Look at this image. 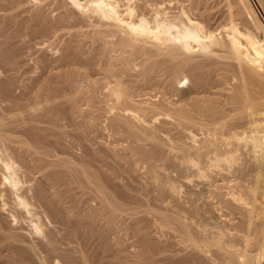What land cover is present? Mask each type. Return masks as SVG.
<instances>
[{"label":"bare ground","instance_id":"1","mask_svg":"<svg viewBox=\"0 0 264 264\" xmlns=\"http://www.w3.org/2000/svg\"><path fill=\"white\" fill-rule=\"evenodd\" d=\"M7 1L0 0V13L5 14H0L2 70L5 68L11 72L10 69L15 70L16 65L19 66L20 62L16 63V58L19 57L10 51L15 49L17 52L12 43L25 32L27 35L30 33L40 38L43 35H45L43 38H48L52 34L56 39L57 37L60 39V36L68 38L65 40L64 56L61 57L59 65L51 67L53 64L51 65L50 61H46L48 63L43 61L44 66L50 62V66L47 65L45 70L43 69L48 75L43 76L45 79L40 75L39 78L34 77L31 85H25V91H22V94L24 92L26 95L23 96L27 98L25 103L18 102L22 96L17 94L19 98L17 97V103L14 101L13 108L20 112L21 118H18L19 115L14 121L19 119L24 121V125L18 126L21 124V122L18 124V121L15 127L20 129L16 132L20 136L14 135L16 129L11 132L10 123L8 120L5 121L9 115L6 114L7 118L1 117L2 114L0 116V240L3 237L6 240L5 246L0 249L7 251L0 261L4 259L3 264H78L76 261L79 260L75 261V257L69 255L71 250L66 253L67 251L59 248L68 241L66 239L72 237V240L69 239L72 244L75 239L74 242L83 247L94 239L92 235L96 232L97 235L106 237L109 231L114 230L113 233H116L118 229L116 227L121 229L122 226L117 225L120 222L119 225H122L123 222L118 220V216L125 208L129 211L127 212L130 217L135 214H142L141 216L145 217L155 210L151 208L154 205H151L153 201L146 198L149 194L146 186L145 192L143 188L136 192L130 187L134 191L129 189L134 193L131 194L127 192L128 190H123L126 186L122 188L124 192L117 191L114 188L118 185L111 181L113 186L116 185L111 191L110 182L107 187L105 184L108 183H103L97 173H93L88 165L81 163L85 160L76 159L80 162L76 160L73 162V157L71 160H65L67 156L65 159L54 158L56 162L51 159L56 157L53 147L58 142L51 138L54 134L46 135L49 129L43 126L42 130V124L48 123V128L53 126L49 131L55 132L57 137L58 131L67 137L66 127L61 128L63 124H60V119H68L72 124L70 126L68 123L69 127L73 128L74 125L78 129L79 135L74 134L84 136L89 133H85L88 128L83 130L81 126L86 125L87 121L80 125L79 118V121L85 117L93 119L92 121L95 120L96 123L91 121L90 124L97 125L98 118L106 117L107 120L104 122H109L110 130L122 133L121 138L126 134L128 142L132 140L133 144L129 143L126 148L129 154L135 151L136 155L139 150L140 154L143 153L145 156L144 159L149 157L164 162V165H171L172 169L176 170L175 182L179 184L177 191L173 189V193L176 191V194L173 197L174 205L169 210L171 212L164 213L167 208L169 209L166 206V209L160 208L163 213H155L158 215L160 227L163 226L164 230L165 228L173 230L171 232L178 242L174 239L175 244L162 242L157 243L159 246L156 245L149 235L150 232H143L144 227L141 228L143 225L146 226L147 220L150 223L149 219L147 217V220L142 219L145 222L140 226L141 218H133L134 223H130L133 229L131 231L137 239V244L142 247L138 253L134 251L135 258L137 257L134 260L135 264H147L152 258L155 259L151 253L154 245L158 246L154 251L161 252L160 259L153 260L157 264L159 261L160 264H264V24L250 0H225L228 11L224 16H217L218 13L212 12L214 9H210L207 0H50L52 2L50 5L54 1L56 6L53 10L56 8L65 11L49 21L46 17L48 15L44 14L46 11H43L45 6L42 8L39 4L31 11L34 16L29 13L30 18L27 17V22L23 20L25 17L20 19L22 22L18 19L19 16H16L18 20H15L14 13L10 11L13 4L11 6L8 1V5L11 6L8 8ZM173 1L175 5L172 7ZM260 1L264 6V0ZM68 5L71 8H67ZM7 8L10 9L11 16L9 12L5 13ZM28 22L33 24L28 25ZM29 29L33 34L27 31ZM85 45H89V51L84 50ZM72 52L77 61H80L81 66L78 68L75 57H71ZM198 57L202 60L197 59ZM72 65L76 67L73 68ZM58 68L63 70L53 71ZM8 84L7 87L10 85ZM7 89L0 90L1 104L3 99H6L5 104L11 103L8 99L11 95L12 102L15 100L14 93ZM24 97L20 100H25ZM81 102L84 103V108L81 107L83 104ZM6 106L1 107H4V110ZM10 108L8 106L6 110ZM13 108L12 111H15ZM43 112L48 115L45 117ZM15 114L18 115L17 112ZM10 115L12 118L9 121L15 123L16 121L12 120L15 116L11 113ZM62 122L66 124V121ZM4 125H7L6 127L9 125L10 130L7 128V131L15 137L6 134L8 132ZM45 128L47 132H44ZM64 131L66 132L63 133ZM162 134L173 136L170 146L176 151L174 154L172 153L174 151H170L172 153H169L170 155L167 154L168 144L164 143ZM48 137L55 140V144ZM184 138L186 141L191 139L192 143L186 144ZM61 140L63 139L59 141ZM143 143L148 144L144 146V150ZM58 146L62 147L63 153L68 148L62 143ZM146 146L149 148L145 149ZM129 148L132 150L129 151ZM62 150L55 151L59 154ZM81 154L84 155L85 152ZM138 154L137 160L143 157L142 154L140 157ZM98 155L90 156L97 158L100 156ZM100 157L103 158L102 155ZM95 158L93 160H96ZM108 160L105 159L104 163L98 161L105 164ZM94 166L95 164L92 167ZM118 169L112 167L111 170L117 172ZM64 175L67 178L71 177L73 180L70 179L69 182H73L67 183V178L63 179ZM108 175L112 176L109 172ZM153 176L152 179L157 178ZM118 177L119 175L117 177L115 175V178ZM79 186L87 187L88 191L83 192L90 196L87 197V193H84L86 196L81 195L83 192L78 190L83 188ZM114 190L128 198L130 202L124 200L127 204L130 203L128 205L130 207L120 203L123 199H118V202ZM75 191L76 194L81 193L77 205H81L80 199L83 196L86 200H92L90 197L93 196L94 200L88 202L91 204L97 198L100 210L97 206V209L91 206L90 208L94 207L95 211H92L93 208L90 209L92 213L90 216L88 214L90 210L86 209L89 206L84 210L83 204L81 207L79 205L83 211L77 209ZM158 197L154 199L156 205ZM151 199L153 200V197ZM86 200L83 201L88 203ZM148 200L151 206L146 202ZM133 201H136L138 206ZM79 210L88 212L86 216H89V220L86 221L85 212L82 215ZM99 222L106 225L100 227ZM53 224L58 228L60 226L62 234L66 229L65 234L68 238L65 234L62 237L66 238L65 241L62 242L61 233H57L60 230L56 232L58 236L54 232L55 228L53 231L47 228ZM94 226H99L97 229L100 231L95 229V232ZM84 227L87 233L83 232ZM109 233L111 237V232ZM58 238L62 243L58 242ZM98 238L95 237L96 240ZM111 243L110 246L114 244ZM86 248L88 249L87 246ZM3 251L0 250V253H4ZM93 259L97 260V256ZM83 260L85 262L80 260V264H97L87 257ZM115 262L113 261L114 264ZM111 263L109 261L107 264Z\"/></svg>","mask_w":264,"mask_h":264},{"label":"rangeland","instance_id":"2","mask_svg":"<svg viewBox=\"0 0 264 264\" xmlns=\"http://www.w3.org/2000/svg\"><path fill=\"white\" fill-rule=\"evenodd\" d=\"M8 1H10V3L8 2ZM7 1V7L9 6V7H11L12 6V4H13V6L10 8V9H12V10H10V11H12L11 13H14L13 15L15 16L14 18H15V20L17 21L18 19L20 20L21 18L23 19V17H25L23 20H24V22L26 21V19H27V17H29L30 15H29V13L31 14V11L34 9V8H36L37 6H39V4L40 5H42V8H43V6H45L44 8L46 9V10H44V8H43V11L45 12L44 14H45V16H46V14L48 15V16H46V17H48L47 19L49 20V21H52L53 19H55L58 15L57 14H59V13H61V12H63V11H65V10H63V9H57L56 10V8H54V10H53V7H56V6H54L55 4H54V1H53V4L52 5H50L52 2L50 1V0H45L46 1V3H48L47 5L49 6H47L46 4H45V2L42 0V2H43V4H42V2H39L40 0H15V1H13V0H8ZM59 1H61V0H59ZM16 2V3H15ZM56 2H58V1H55V3ZM176 2V1H175ZM250 2H251V4H252V6H253V8L255 9V11H256V13H257V15L260 17V20L262 21V23L264 24V6H262L261 4V1L260 0H250ZM8 3L11 5H8ZM207 3H208V5H210V9L211 10H213L212 12H216V14H217V16H224V15H226L227 14V11H228V9H227V6H226V3H225V0H207ZM175 5V3H174V1H173V3H172V7ZM165 5V4H164ZM166 5L168 6V7H171V6H169V3L167 4L166 3ZM176 5H177V3H176ZM69 7H67V8H71V6L70 5H68ZM8 7V8H9ZM14 7H16V8H14ZM41 7V6H40ZM166 7V6H165ZM212 7V8H211ZM8 8H7V11L5 12V13H7V12H9V10H8ZM67 8H65V9H67ZM74 9V8H73ZM14 10V11H13ZM36 10V9H35ZM56 10V11H55ZM76 10V9H75ZM26 12V13H25ZM35 12V11H34ZM78 12V11H77ZM4 13V12H3ZM3 13H0V14H2V15H5V14H3ZM15 13H18V14H15ZM10 16H11V14H10V12L8 13ZM8 14H6V15H8ZM20 14V15H19ZM33 14V13H32ZM31 14V15H32ZM221 14V15H220ZM8 15V16H9ZM12 15V16H13ZM22 15V16H21ZM16 16H19V18L18 17H16ZM33 16H34V14H33ZM33 16H32V18H33ZM1 18V17H0ZM18 18V19H17ZM30 18V17H29ZM34 19V18H33ZM50 19H52V20H50ZM0 20H2V19H0ZM29 20V19H28ZM30 20H32V19H30ZM21 21V20H20ZM19 21V22H20ZM22 22V21H21ZM27 22V21H26ZM32 22V21H31ZM29 23L30 22H28V25H29ZM33 24V23H32ZM31 23H30V25H32ZM28 32H31V34H33V32H32V30L30 31V29L29 30H27ZM25 32V31H24ZM23 32V33H24ZM26 33V32H25ZM24 33V34H25ZM22 34L21 36H19V37H21V38H17L16 39V42H13L12 44H13V46L14 47H16L17 48V52L19 53H17L16 51H15V49H14V47H12L11 46V44H10V46L12 47V49H14V51H10V52H13V54H15L16 56H18L19 58H16V56H15V58H16V63L18 64V62H20V64H19V66L18 65H16L17 67L15 68V70L17 69V71H15V70H11L10 69V71L12 72H9L8 70H5V68L2 70L1 68H0V90H1V88L3 89H7L8 87V91H9V89H10V93H14L13 94V97L15 98V100H13V102H12V95L10 96V97H8V99L11 101V103L9 102V101H7V102H9V103H7V104H5L6 103V99H3L1 102H2V104L0 103V112H2V113H0V116H1V114H2V116L1 117H3V118H7L8 117V115H9V118H7V119H5V121L6 120H8V122L10 123V129H11V132L12 131H14L16 128L15 127H17V125L18 124H20V122H21V124L20 125H18V126H22V124L24 125V121L22 122V121H17V120H15L14 121V119H16V117H18L20 114V112H18L16 109H14L13 108V106H15V103H14V101L17 103V101L16 100H18L17 99V97L19 98V96L18 95H20V96H22L20 99H22L24 96H26L25 95V93L23 92V94H22V91L26 88L25 87V85H27V86H29V85H31L32 84V82L31 81H33L35 78H39L38 76L40 75L41 77H46V75H48V74H46V73H48L47 71H45L44 72V70H45V67L48 65V64H45L46 66H44V64H43V61L44 62H46V61H50L51 62V65L53 64V66H51V67H55L54 65H59V61H60V59H62L61 57H63L64 56V52L63 51H65L64 50V48H63V46L65 45V43H66V41L65 40H67V38L65 39L64 38V36H60L61 38L59 39V37H57V39H56V37H54L55 35H51L50 37L48 36V38H43L45 35H43V37L41 36V38L39 37V36H36L35 37V35H30V33H28V35L27 34ZM36 35H37V33H36ZM39 35V34H38ZM48 35H50V34H48ZM24 36V37H23ZM65 36H67V35H65ZM28 37V38H27ZM46 37H47V35H46ZM24 38V39H23ZM46 39V40H45ZM112 40H113V38H112ZM15 41V40H14ZM23 41V42H22ZM27 42V43H26ZM22 43V44H21ZM63 44V45H62ZM25 45V46H24ZM9 46V45H8ZM9 46V48H10V50H11V47ZM34 48H33V47ZM87 46H88V48H87ZM85 45V47H84V50H90V47H89V45ZM61 48L63 49V50H61ZM30 50V51H29ZM88 51H85V52H87L88 53ZM24 52V53H23ZM17 53V54H16ZM21 54V55H20ZM26 54V55H25ZM118 53H116V55H117ZM31 55V56H30ZM46 55H48V56H46ZM62 55V56H61ZM65 55H66V53H65ZM72 55H74V56H72ZM71 57L73 58V57H75V54H73V52L71 53ZM44 58V59H43ZM38 59V60H37ZM197 59H199V60H202V58L200 57H198ZM40 62V64L38 65V62ZM39 60H41V61H39ZM75 61H77L78 59H76V57H75V59H74ZM139 60V59H138ZM137 60V61H138ZM24 61V62H23ZM53 61V62H52ZM50 62H49V65L48 66H50ZM140 61H138V63H139ZM46 63H48V62H46ZM41 64H42V66H41ZM75 64H77L78 66L76 67V65L75 66H71V67H76V68H78L79 66H81V64H80V61H77V62H75ZM80 64V65H79ZM23 66V67H22ZM29 66V67H28ZM43 66H44V68H43ZM138 66V65H137ZM26 67V68H25ZM32 67V68H31ZM38 67V68H37ZM57 67V66H56ZM138 67H141V66H138ZM40 68V69H39ZM42 68V69H41ZM67 68V67H66ZM81 68V67H80ZM7 69V68H6ZM44 69V70H43ZM140 68H138V70H139ZM5 70V71H4ZM56 70H58L57 72H59L60 70H63V69H54L53 71H55L56 72ZM135 70H137V68L135 69ZM7 71V72H6ZM27 71V72H26ZM4 72H6V73H4ZM35 72V73H34ZM42 72H44V73H42ZM8 73V74H7ZM39 73V74H38ZM4 74V75H3ZM41 74H45V75H41ZM14 76V77H13ZM3 77V78H2ZM12 77H13V79H12ZM35 77V78H34ZM43 77V79H45ZM6 78H7V80H6ZM8 78H10V79H8ZM19 80H18V79ZM28 78V79H27ZM34 78V79H33ZM43 79H41V80H43ZM9 80V81H8ZM14 80V81H13ZM18 81V82H17ZM22 81V82H21ZM29 83H28V82ZM3 82V83H2ZM5 82V83H4ZM13 82V83H12ZM30 82H31V84H30ZM7 83H9L8 85V87L6 86V84ZM12 83V84H11ZM25 83V84H24ZM5 85V87H3L4 85ZM12 85V86H11ZM10 86H11V88H10ZM25 87V88H24ZM16 88V89H15ZM186 88V87H185ZM220 88H222V87H220ZM28 89V88H27ZM26 89V92L28 91ZM6 90V91H7ZM11 90H13V91H11ZM25 91V90H24ZM10 93H9V95H10ZM21 93V94H20ZM18 94V95H17ZM24 95V96H23ZM18 100V102L19 101H21L22 103H25L26 102V100H27V98H25L24 97V99L25 100ZM4 101H5V103H4ZM21 102H20V104H21ZM4 103V104H3ZM14 105H13V104ZM81 103H83V102H81ZM12 105V106H10V105ZM7 105V106H6ZM84 103L83 104H81V107H83L84 108ZM1 106H6V108H8V106H9V108L10 107H12L13 108V110H15V111H12V108H10V109H8V110H6V108L3 110V108L4 107H1ZM80 107V108H81ZM87 106L85 105V108H86ZM10 110H11V112H10ZM6 113H5V112ZM8 112H10L13 116H15V118L13 117V121L15 122V123H13V122H11V120L9 121V119H11L12 118V116L10 115V113H8ZM13 112V113H12ZM17 112V114L18 115H16L15 113ZM3 113H5V114H3ZM44 113V112H43ZM43 113H42V116H43ZM6 114H8V115H6ZM44 115H45V117H46V115H48L47 113H44ZM5 116V117H4ZM81 117V116H80ZM18 118H21V115L18 117ZM81 118H83V117H81ZM101 118H103L102 119V121L100 120ZM101 118H98L97 119V121H98V123H97V125L96 124H93V125H91L90 124V122L93 120H91V119H88V118H86L85 117V119L83 120V119H81V121H79L80 120V118L78 119V117H77V119H78V122H80V125L81 124H85V121H87L86 122V125H83V126H81V128H83V130H85V129H87L88 128V130H85V133L86 132H89V133H87L86 135H84V136H76V135H79V132H77L78 131V129L73 125V128L72 127H69V125L71 124L70 122H69V120L68 119H64V120H62V119H60L61 121H66V124L65 123H61V121H60V124H63V125H61V128H65L66 127V131H67V133L68 134H66V136L67 137H65V136H63V135H65V134H62V132H60V131H58L59 133H58V137H57V134H55V132L53 133V131H49L52 127H50V128H48L49 126H47V124H42V130L44 129V127L43 126H46L47 127V129H49L48 130V132H47V130H46V128H45V130H44V132H47V134L46 135H48V136H51V134L50 133H52V135L54 134V136H51V138L53 137L58 143H56V145H54L55 144V140H52L50 137H48V139L49 140H51V141H53V145H54V147H60V148H57L58 149V152L60 151V150H62V147L61 146H58V145H60L61 143L62 144H64V146L67 148V150H65V147H63L64 148V153L66 154H64L63 153V150H62V152L61 153H59V154H57L58 152L57 151H55V150H57L56 148H54L53 147V149H55L54 150V153H55V155H56V157L54 156L53 158H51V159H53V160H57V157H60L61 159L64 157V159H65V157L67 156V158L65 159V160H71V158H72V161L74 162L76 159H79V160H85V162H81V163H84V164H86V165H88V167L89 168H91V170H92V172L93 173H97V175L99 176V178H101V181H104L103 183H108V182H110V184L112 185V183H111V181L113 182V184H116V185H118L117 187H115L116 185H112L111 187H109V189L111 190V191H113V188L114 189H117V191L119 190H121V192H124L125 190H128L127 192H130L131 194H134V193H132V192H134L133 191V189L134 190H136V192H137V190H140V189H144L145 188V186H146V188L145 189H148V191L147 190H143L144 192L145 191H147L148 193H146V195L148 194V196H150V197H146V198H148L152 203H151V205H153V206H151L150 205V201L148 200V201H146V202H149V205L151 206V208H152V210L153 209H155V210H151L152 212L151 213H148V214H146L145 215V217H142L141 215L142 214H135V215H133L132 217H130L129 216V211L127 210V208H125L124 209V212H125V214H124V212H122V213H120V217L118 216V220L119 221H122L123 223H124V225H123V223H122V225H119V224H121V222L117 225V226H122V228L120 229L119 227H116V233H113V232H115L114 230H112V231H109V232H111V237L109 236L110 235V233L109 232H107V236L106 237H104V236H102L101 237V235H97L96 233H98V232H96V230H98V231H100V229H97V228H99V226H94V227H96V228H94V231L96 232V233H94L92 236H93V238L95 239V237L96 238H98V237H100V238H98L97 240L95 239H90V240H92L94 243H96V244H94L92 241H90V243H88V244H84V245H86L87 247H88V249L86 248V246H83V247H81V245L80 244H78L77 242L75 243L74 241H75V239H73V244H72V242L69 240V239H71L72 240V237H67L68 235L67 234H65L67 231H66V229L65 230H63V232L65 231V233H63L62 234V230H61V228H60V226L59 225H57V226H59V228L58 227H55V224H53V225H48V227L47 228H49L50 230H52L53 231V229L55 230L54 232L56 233L58 230H60V232H57V233H61V238L64 236V234L66 235V237L68 238V239H66L65 237V239L66 240H68V241H65L64 240V238H62L63 240H62V242L63 241H65V243H63L62 244V246H60V243H62L61 242V239H59L58 238V242H60L59 244H58V246H60L59 248L61 249V250H65V251H67L66 253H69V251H70V256H74L73 258L75 259V261L76 260H81V261H83V262H85L83 259L85 258V257H87V258H89V259H92V260H94L93 258L95 257L96 258V256H97V260H98V257H99V259L101 260V261H103V263L104 264H107L109 261H110V263L111 264H114L113 263V261L115 262H117V260H118V262H117V264H120L121 262H122V264L123 263H125V264H135V261L134 260H136V258H135V256H136V251H137V253L139 252V251H141V249H142V247L140 246V244H137V239H135L136 237L135 236H133V233H132V231H133V229H132V226H130V223L132 224V223H134V221H133V218H141V222H140V226L143 224L142 222H145L144 220H147V218L149 219V221H150V223L148 222V220H147V224L145 223V225L146 226H142L141 228H143L142 229V231L143 232H150L149 233V235H151L150 237H151V239L153 240V241H155V243H156V245H158V244H162V242H163V244H175V242L177 241L178 242V240L174 237V235H173V232H171V231H173V230H171L170 231V229L168 230V228H165L166 230H164V227L162 226V227H160L161 226V224L159 225V221H158V215H156V214H159V213H163V210L162 209H164L166 206L167 207H169V209L167 208H165L166 209V211H164V213H166L167 211H169V210H171L170 209V207H173V205H174V198L173 197H175L174 195L176 194V191L178 190L177 188L179 187V186H177V185H179V184H177L175 181V178L177 177V176H175V168L174 169H172V166L171 165H164V162H162V161H159V160H157V159H155V160H157L156 162H155V160L154 159H152V158H149V157H147V158H145L144 159V157L145 156H143V153H141L140 154V151L138 150L137 151V154H138V152H139V154H138V156L139 155H141V156H143V157H140V159L139 160H137L138 158H137V154L135 155V151H132V153H134V155L135 156H133V154L130 152V154H129V152L128 151H126V148L129 146V143L130 144H133L132 143V140L130 139V141L128 142V140H129V138H127V136H126V134H123V135H125L126 136V138H125V136L124 137H120V136H122V133H118V132H113L112 130H110V128L108 127L109 126V122H107V121H105L104 122V120H107V118L105 117H101ZM76 119V120H77ZM88 119V120H87ZM4 121V123H8V122H5ZM68 121V122H67ZM17 122H18V124H17ZM25 122H27V120L25 121ZM93 122V121H92ZM91 122V123H92ZM94 122L96 123V121L94 120ZM93 122V123H94ZM68 123H70V124H68ZM90 124V125H88V124ZM107 123V124H106ZM64 124H65V126H64ZM68 124V127L66 126ZM159 124V123H158ZM95 125V126H94ZM7 125H4V127L6 128H4L6 131L9 129L8 127H9V125H8V127H6ZM51 126V125H50ZM70 126H72V124L70 125ZM84 126H86L85 128H84ZM90 126H94L93 127V129H91L90 128ZM97 126V127H96ZM8 128V129H7ZM19 128V127H18ZM61 128H59V130H63V129H61ZM74 128H76V129H74ZM9 129V130H10ZM13 129V130H12ZM70 130V131H68V130ZM75 131H74V130ZM89 129H91V130H89ZM18 130V131H17ZM19 130L20 129H16L15 130V133H14V135H16V136H20V134L18 135L16 132H19ZM6 131H3L4 133L6 132ZM66 131H64L63 133H65ZM94 131V132H93ZM8 132V131H7ZM10 131L8 132V133H6V134H8L9 136L12 134ZM9 133H11V134H9ZM72 133V134H71ZM74 133H78V134H74ZM91 133V134H90ZM106 133V134H105ZM42 134H45V133H42ZM50 134V135H49ZM60 134H61V136H60ZM121 134V135H120ZM14 135H11V136H14ZM69 135H70V137H69ZM90 135V136H89ZM94 135V136H93ZM162 135H164L163 136V140L165 141L164 143H167L168 144V146H167V154H174L176 151L175 150H173L172 148H171V144H172V141H173V136L172 135H169V134H162ZM169 135V136H168ZM56 136V137H55ZM60 136V137H59ZM93 136V137H92ZM117 136V137H116ZM15 137V136H14ZM62 137V138H61ZM78 137H80V138H78ZM84 137H87L86 139L84 138ZM58 138V139H57ZM74 138V139H73ZM77 138V139H76ZM83 138H84V140H83ZM93 138V139H92ZM60 139H63V140H61V142L59 141ZM80 140V141H79ZM123 140H124V142H123ZM189 140V139H188ZM191 140V139H190ZM186 141V139L184 138L183 139V141L186 143V144H190V143H192V141ZM55 141V142H54ZM81 141H83V142H81ZM174 141H176V136H175V139H174ZM99 142H100V144H99ZM75 143V144H74ZM89 143V144H88ZM79 144V145H78ZM96 144V145H95ZM104 144V145H103ZM118 144V145H117ZM127 144V145H126ZM140 144V143H139ZM138 144V145H139ZM147 143H143L142 144V148H143V150H144V146L146 145ZM2 145V144H1ZM76 145V146H75ZM101 145H103V146H101ZM110 145V146H109ZM148 145V144H147ZM3 146H4V144H3ZM63 146V145H62ZM84 146H85V148L86 149H84ZM89 146H90V148H89ZM131 146V145H130ZM141 146V145H140ZM72 147V148H71ZM75 147V148H74ZM124 147V148H123ZM88 148V149H87ZM91 148H94V149H91ZM97 148V149H96ZM112 148V149H111ZM120 148V149H119ZM149 148V146L147 147H145V149H148ZM169 148H170V150H169ZM123 149H125V151L123 150ZM172 149V150H171ZM69 150H70V152H69ZM108 152H107V151ZM111 150V151H110ZM121 150V151H120ZM132 150V149H131ZM130 150V148H129V151H131ZM92 151H95L94 153L92 152ZM172 151H174V152H171ZM67 152H69V153H67ZM79 154H77V153ZM85 152V154L83 155V154H81V153H84ZM99 152V153H98ZM126 152V153H125ZM143 152V151H142ZM76 153V154H75ZM87 153H91V154H87ZM93 153V154H92ZM62 154V155H61ZM68 154H70V155H68ZM71 154H73L72 156H71ZM94 154H99L100 156L102 155L103 156V158L102 157H100L99 155V157H100V159H97V158H99V157H97V158H95L96 160H93L94 158H93V156H90V155H94ZM108 156H107V155ZM169 154V155H170ZM59 155V156H58ZM62 157H61V156ZM82 156V158H81V156ZM107 156V157H106ZM110 156V157H109ZM133 156V157H132ZM69 157V158H68ZM88 157V158H87ZM93 158L92 160H90L91 158ZM105 157V158H104ZM109 157V158H108ZM115 157V158H114ZM55 158V159H54ZM128 158V159H127ZM135 158V159H134ZM142 158L144 159V160H142ZM86 159H87V161H86ZM101 159H103V160H101ZM105 159L107 160V159H109L108 161H106L105 162V164H102L101 162H103L104 163V161H105ZM114 159V160H113ZM149 159H151V160H149ZM52 160V161H53ZM56 160L54 161V162H56ZM90 160V161H89ZM101 161V162H99V161ZM130 160V161H129ZM135 160V161H134ZM150 162H149V161ZM154 160V161H153ZM77 161V160H76ZM92 161H93V163H92ZM110 161V162H109ZM127 161V162H126ZM142 161V162H141ZM147 161V162H146ZM78 163L80 162V161H77ZM77 162H75V163H77ZM99 162V163H98ZM137 162V163H136ZM88 163V164H87ZM92 163V164H91ZM110 163H112L111 165H110ZM154 163V164H153ZM91 164V165H90ZM95 164V166H96V168H94V167H92L93 165ZM100 164V165H99ZM114 164V165H113ZM113 165V166H112ZM141 165V166H140ZM119 166V167H118ZM135 166V167H134ZM151 166V167H150ZM152 166H154L153 168H152ZM99 167V168H98ZM112 167H114V169L115 170H117L118 168V173L117 172H114V170L112 171L111 169H112ZM115 167H117V169L115 168ZM132 167V168H131ZM171 167V168H170ZM126 168V169H125ZM148 168V169H147ZM104 169V170H103ZM109 169V170H108ZM130 169V170H129ZM156 169V170H155ZM103 170V171H102ZM127 170V171H126ZM153 170H155V171H153ZM158 170V171H157ZM112 171V172H111ZM121 171V172H120ZM162 171V172H161ZM105 172V173H104ZM107 172V173H106ZM108 172H109V174H112V176L114 177V178H112V176L111 175H108ZM152 172V173H151ZM115 173V174H114ZM140 173V174H139ZM150 173V174H149ZM102 174V175H101ZM104 174V175H103ZM119 175V177L118 178H115V175H116V177ZM131 174V175H130ZM160 174V175H159ZM69 175V174H68ZM67 175V176H68ZM107 175V176H106ZM145 175V176H144ZM148 175V176H147ZM153 175H155V176H153V178H158L159 176V178L157 179H152V176ZM172 175V176H171ZM101 176V177H100ZM106 176V177H105ZM151 176V177H150ZM171 176V177H170ZM66 177V175H64V177H63V179ZM103 177H105V178H103ZM107 177L110 179V181H109V179H107ZM143 177V178H142ZM170 177V178H169ZM173 177V178H172ZM67 178V177H66ZM144 178H145V180H144ZM166 178V179H165ZM71 179V177H69V178H67L66 179V181H67V183L69 182V180ZM104 179H107V180H104ZM112 179H114V180H112ZM120 179V180H119ZM124 179V180H123ZM144 180V181H142V180ZM159 179H161V180H159ZM71 180H73V179H71ZM153 180V181H152ZM156 180V181H155ZM114 181H115V183H114ZM163 181V182H162ZM71 182H73V181H70L69 183H71ZM116 182H119L118 184L116 183ZM135 182H137V183H135ZM139 182H141V183H139ZM149 182V183H148ZM151 182V183H150ZM153 182V183H152ZM154 182H155V184H154ZM158 183V184H157ZM84 184V183H83ZM109 183L108 184H105L107 187L110 185ZM121 184V185H120ZM141 184V185H140ZM152 184H154V185H152ZM157 184V185H156ZM80 185V184H79ZM82 185V184H81ZM85 185V184H84ZM129 185V186H128ZM149 185H150V187H149ZM160 185V186H159ZM173 185V186H172ZM122 186H124V187H122ZM125 186H126V189H123L122 190V188H125ZM127 186L129 187V188H127ZM156 187V188H153V187ZM158 186H159V189H158ZM165 186V187H164ZM168 186V187H167ZM172 186V187H171ZM177 186V187H176ZM130 187H132L133 189H131ZM140 187V188H139ZM79 188H83V189H80V190H78V192L79 191H81V192H83V191H88V188L86 187H83V186H79ZM85 188V189H84ZM121 188V189H120ZM139 188V189H138ZM166 189V190H163V189ZM87 189V190H86ZM132 191H130V190ZM150 189V190H149ZM154 189H155V191H154ZM176 190L175 191V194L173 193L174 192V190ZM162 190V191H161ZM77 191V190H76ZM76 191H75V201H76V205H77V199H79L80 197H81V195H85L87 192H83V194H81V193H78V194H76ZM115 191V190H114ZM142 191V190H141ZM140 191V192H141ZM142 191V192H143ZM152 191V192H151ZM127 192H125V193H127ZM135 192V193H136ZM139 192V191H138ZM85 193V194H84ZM114 193H118V192H114ZM150 193H153V194H150ZM156 193V194H155ZM162 193V194H161ZM81 194V195H80ZM145 194V193H144ZM143 194V197L145 198V195ZM167 194H169V195H167ZM87 195V197H89L90 195H88V193L86 194ZM85 195V196H86ZM115 195V194H114ZM119 195V196H118ZM158 195H159V197H158ZM160 195H162V196H160ZM117 197V200L119 199V200H121V199H123V201H120V203H122V204H124V206H128L130 203H126V201L128 200V198H124L125 197V195L123 194V195H121V193L120 194H117L116 195ZM120 196H122V197H120ZM158 197V200L156 201L157 202V205H156V203H155V200L157 199V197ZM177 196V195H176ZM77 197V198H76ZM79 197V198H78ZM119 197V198H118ZM153 197V200L151 199ZM161 197L163 198V199H161ZM169 197H171V199H172V201H170L171 199L169 198ZM90 198H92V200H94L93 199V196H91ZM156 198V199H155ZM177 198V197H176ZM88 199V198H87ZM126 201H125V200ZM155 199V200H154ZM165 199V200H164ZM81 200V205H80V207L81 206H83V204L85 205V207H84V210H85V208L87 207V206H89V207H87L86 209H92V211H95L94 210V207L97 209V207L99 208L100 206H97V205H100V202H98L97 203V201H98V199L97 198H95V201L94 202H91V204H89V202H88V200H91V199H88V200H86V198L83 196V198H81L80 199ZM86 200L88 203H85L84 201ZM91 200V201H92ZM119 200H118V202H119ZM146 200V199H145ZM162 200V201H161ZM163 200H164V202H163ZM129 201V200H128ZM170 201V202H169ZM95 202H96V204H95ZM130 202V201H129ZM134 203L136 202V201H133ZM163 203V204H162ZM167 203V204H166ZM74 204H75V202H74ZM138 204V203H137ZM136 203H135V205H137ZM145 204V203H144ZM160 204V205H159ZM79 205H77L76 206V208L77 209H80L79 208ZM145 205H147V203L145 204ZM148 205V207L150 208V206ZM159 205V206H158ZM162 205V206H161ZM165 205V206H164ZM172 205V206H171ZM91 206H94V207H92V208H90ZM97 206V207H96ZM126 206V207H127ZM134 206V205H133ZM138 206V205H137ZM137 206H135V207H137ZM157 206V207H156ZM128 207H130V206H128ZM154 207V208H153ZM161 207H163L161 210H160V208ZM145 208V207H144ZM147 208V207H146ZM150 208V209H151ZM81 211H83V209H80ZM79 210V211H80ZM99 210H100V208H99ZM99 210H97V211H99ZM147 210V209H146ZM156 210L158 211V212H156ZM80 211V213L83 215L84 214V212H81ZM87 211V210H86ZM128 211V212H127ZM131 211V210H130ZM160 211H162V212H160ZM90 213H88V214H90V216L92 215V213H91V210L89 211ZM169 212H171V211H169ZM86 212H85V216H84V218H85V220L87 221V220H89V216H86V214H87ZM133 213V212H132ZM156 213V214H155ZM87 214V215H88ZM121 214H123L122 215V217H121ZM131 214V213H130ZM153 214H155V215H153ZM152 215V216H151ZM128 216V217H127ZM144 216V215H143ZM130 217V218H129ZM147 217V218H146ZM125 218H128V219H125ZM123 219V220H122ZM125 219V220H124ZM142 219H144L143 221H142ZM117 220V221H118ZM126 220H127V222H126ZM156 220V221H155ZM125 221V222H124ZM153 223V224H152ZM99 224L101 225L100 227H102V225L104 226V222H103V224L102 223H100L99 222ZM24 225H26V224H24ZM23 225V227H25ZM106 225V224H105ZM150 225V226H149ZM153 225H154V227H153ZM152 226V227H151ZM52 227V228H51ZM106 227V226H105ZM146 227H148V228H146ZM151 227V228H150ZM156 227V228H155ZM58 228V229H57ZM104 228V227H103ZM129 228H131L130 230H129ZM150 228V229H149ZM84 229H85V227H84ZM82 229L83 230V232H85V231H87V229ZM96 229V230H95ZM148 229V230H147ZM160 229V230H159ZM132 230V231H131ZM144 230H147V231H144ZM151 230V231H150ZM131 232V233H130ZM56 233V234H57ZM85 233H87V232H85ZM152 233V234H151ZM160 233V234H159ZM162 233V234H161ZM166 233V234H165ZM169 235H168V234ZM68 234H69V231H68ZM122 234V235H121ZM154 234V235H153ZM157 234V235H156ZM58 236H59V234H57ZM95 235V236H94ZM162 237H160V236ZM167 235V236H166ZM129 236V237H128ZM173 238H172V237ZM1 237V236H0ZM153 237V238H152ZM171 237V238H170ZM4 238V237H3ZM3 238H1V240H0V242L2 243L3 242V244H1L0 243V248H3L5 245V243L6 242H4V241H6L5 240V238H4V240H3ZM125 239V240H123V239ZM156 240H155V239ZM161 240H160V239ZM102 239V240H101ZM111 239V240H110ZM114 239H116V240H114ZM118 239H120L119 241H118ZM131 239V240H130ZM174 239L176 240L175 242H173L174 241ZM99 240H101L100 242H99ZM112 240H114V242L112 241ZM151 240V241H152ZM164 240V241H163ZM70 241V242H69ZM112 242L111 244H116V245H111L110 246V242ZM116 241H118V242H116ZM135 241V242H134ZM152 241V242H153ZM170 241V242H169ZM68 242V243H67ZM104 242H107V244H103ZM109 242V243H108ZM173 242V243H172ZM74 243H75V245H74ZM99 243V244H98ZM118 243V244H117ZM121 243V244H120ZM123 243V244H122ZM154 243V242H153ZM154 243V244H155ZM158 243V244H157ZM72 244V245H71ZM153 244V245H154ZM69 246V248H68V246ZM98 245V246H97ZM107 245H109V247H105V246ZM123 245V246H122ZM127 245V246H126ZM156 245H154V249H155V247H156V249H158L157 247L159 246H156ZM75 246V247H74ZM133 246H134V248H133ZM74 249H73V248ZM117 249H116V248ZM119 247V248H118ZM120 247H121V249H123L122 250V252H121V249H120ZM124 247V248H123ZM141 247V248H140ZM75 248H76V250H75ZM84 248V249H83ZM97 249L98 251H96L95 249ZM103 250H102V249ZM108 248V249H107ZM77 249L79 250V251H77ZM81 249H83V250H81ZM107 249V250H106ZM137 249H139V250H137ZM154 249L153 248H151V253L152 254H154V255H152L155 259L156 258H158V260L160 259L159 258V255L161 256V252L160 251H157V250H155L154 251ZM0 250H2L3 251V249H0ZM75 250V251H74ZM93 250H94V255L92 254V252H93ZM114 250V251H113ZM125 250H126V252H125ZM77 251V252H76ZM84 251V252H83ZM134 251H135V253H134ZM153 251V252H152ZM4 253H0L1 255H0V258H2V255L4 256L5 255V253L7 252V251H3ZM132 252V253H131ZM71 253L73 254V255H71ZM74 253H76V254H74ZM97 255H96V254ZM115 253H117V254H115ZM129 253V254H128ZM7 254V253H6ZM92 255L93 256V258H92V256H89V255ZM108 254V255H107ZM118 254H120V255H118ZM123 254V255H122ZM132 255H134V257L132 256ZM81 257V258H83V259H80L79 257ZM89 256V257H88ZM117 256H118V259H117ZM151 256V257H152ZM77 257H78V259H77ZM102 257L104 258V259H102ZM129 257V258H128ZM109 258V259H108ZM130 258H131V260H130ZM73 259V260H74ZM113 259V260H112ZM127 259V260H126ZM155 259H151V261L150 262H148V263H150V264H153V263H151V262H154V264H157L155 261ZM3 260V261H2ZM1 261H0V264H3V262L5 263V260L4 259H2ZM96 259L94 260L97 264H101L102 262L100 261V260H98L97 261ZM107 260V261H106ZM123 260V261H122ZM153 260H155V261H153ZM157 260V261H158ZM74 261V262H75ZM79 261H76V263L78 262V264H80V262ZM2 262V263H1ZM107 262V263H106ZM116 262H115V264H116ZM134 262V263H133ZM137 262V261H136ZM64 263V262H63ZM102 263V264H103ZM147 263V264H148ZM65 264V263H64ZM68 264H70V263H68ZM81 264H84V263H81ZM158 264H160V261H159V263Z\"/></svg>","mask_w":264,"mask_h":264}]
</instances>
